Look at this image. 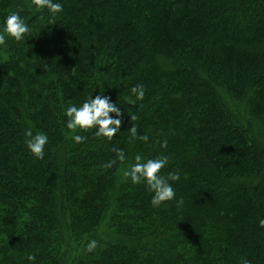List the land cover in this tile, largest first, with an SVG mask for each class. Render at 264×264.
<instances>
[{
  "label": "trees",
  "instance_id": "obj_1",
  "mask_svg": "<svg viewBox=\"0 0 264 264\" xmlns=\"http://www.w3.org/2000/svg\"><path fill=\"white\" fill-rule=\"evenodd\" d=\"M61 3L50 17L0 0V27L23 7L32 29L0 47V264H63L69 251L72 264H264V0ZM100 91L122 107L120 131L78 130L77 144L63 109ZM29 128L49 136L44 159ZM113 147L126 160L105 168ZM136 155L168 156L174 200L154 207L123 176Z\"/></svg>",
  "mask_w": 264,
  "mask_h": 264
},
{
  "label": "clouds",
  "instance_id": "obj_2",
  "mask_svg": "<svg viewBox=\"0 0 264 264\" xmlns=\"http://www.w3.org/2000/svg\"><path fill=\"white\" fill-rule=\"evenodd\" d=\"M32 6L41 13L47 10L50 17H55L63 11V4L61 0H31L29 8ZM24 11L23 7L9 12L4 17L3 25L0 27V47L7 45L9 40L17 42L25 41L26 36L31 35L32 29L27 22V18L21 13ZM43 15L40 16L42 20ZM131 93L135 99L129 98L128 103L135 105L136 101H142L145 96V87L143 84H137L131 87ZM63 114L66 117V127L72 133L71 139L81 144L88 139L86 135H81L78 130L88 131L95 129L92 133L96 137H106L111 140L120 131L122 118L124 112L122 107L107 95L104 91L98 95L85 98L80 104H70L63 109ZM131 134L134 138L147 142L149 136L138 135L137 128L132 126ZM28 151L37 159H44L45 145L49 143V136L43 131H37L33 134L32 129H27L25 132ZM161 147H167V140L161 143ZM116 153V157L107 162L104 167L110 168L117 160L124 162L126 154L123 148H112ZM169 158L166 155H159L156 157H144L136 155L134 162L123 170V176L131 179L133 184H140L144 182L148 190L152 193L150 203L154 207L161 206L166 201H171L176 198V191L170 181H178L180 179L179 172H169L166 176L161 174V169L168 165ZM179 203H183L181 199ZM259 226L264 228V218L259 220ZM98 246V240L92 238L86 243V251L92 253ZM28 261H34L35 256L28 254L26 256ZM240 264H252V261L246 257H241Z\"/></svg>",
  "mask_w": 264,
  "mask_h": 264
},
{
  "label": "rangeland",
  "instance_id": "obj_3",
  "mask_svg": "<svg viewBox=\"0 0 264 264\" xmlns=\"http://www.w3.org/2000/svg\"><path fill=\"white\" fill-rule=\"evenodd\" d=\"M231 107L234 111H241V110H238L240 109L239 107L235 106L234 104H231ZM107 225H106V222H103V224L101 225V227L97 230V234L99 236H102V237H106L108 236L107 234ZM106 231V232H105ZM77 255H79L77 252L75 251H69L65 254L64 258H63V264H72L73 262H75L76 258H77Z\"/></svg>",
  "mask_w": 264,
  "mask_h": 264
}]
</instances>
